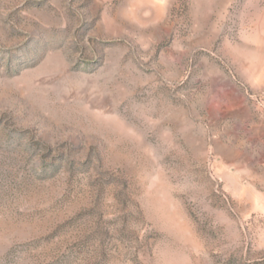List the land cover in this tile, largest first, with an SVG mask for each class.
Returning a JSON list of instances; mask_svg holds the SVG:
<instances>
[{
	"label": "rangeland",
	"instance_id": "obj_1",
	"mask_svg": "<svg viewBox=\"0 0 264 264\" xmlns=\"http://www.w3.org/2000/svg\"><path fill=\"white\" fill-rule=\"evenodd\" d=\"M0 264H264V0H0Z\"/></svg>",
	"mask_w": 264,
	"mask_h": 264
}]
</instances>
